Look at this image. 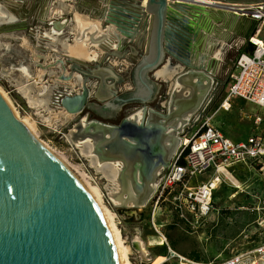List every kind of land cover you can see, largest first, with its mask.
Segmentation results:
<instances>
[{"label":"water","instance_id":"1","mask_svg":"<svg viewBox=\"0 0 264 264\" xmlns=\"http://www.w3.org/2000/svg\"><path fill=\"white\" fill-rule=\"evenodd\" d=\"M138 7L139 13L132 14L112 4L105 23L129 38L137 23L144 19L142 25L147 26L146 20L151 17L147 54L137 67L139 80L170 63L172 69L185 72L175 75V81L188 74L189 78H200L201 84L203 79L211 83V78L192 65L190 24L202 14L208 16L207 9L213 5L192 0H138ZM152 52L155 59L151 61ZM198 96L189 92L186 98L191 104L173 113L167 111L164 118L170 121L197 108L202 99ZM171 99L168 97L169 103ZM4 101L0 96V264H118L106 225L89 194L30 139ZM60 104L70 115H78L86 104V95H66ZM114 128L100 149L104 154L131 160L133 169L139 168L150 181L156 167L167 163L162 142L166 127L157 123L138 125L126 119ZM261 258L258 264H264V256Z\"/></svg>","mask_w":264,"mask_h":264},{"label":"rangeland","instance_id":"2","mask_svg":"<svg viewBox=\"0 0 264 264\" xmlns=\"http://www.w3.org/2000/svg\"><path fill=\"white\" fill-rule=\"evenodd\" d=\"M0 3L7 5L17 18L14 23L0 26V88L5 92L15 112L20 117L18 119L39 140L47 144L61 159L67 162L87 184L99 189L102 195V204L113 214L115 226L119 230L125 246L130 249L128 255L130 262L132 264H180L182 258L192 264L216 262V253L210 252V245L214 244V241L209 233L201 234L200 231L192 233L178 222L173 213L165 210L164 207L158 212L156 218L158 233L151 222V200L145 208L141 209L116 206L110 199V193L113 190L112 183L101 172H97L91 160L82 154L81 149L68 140L70 131L74 126L79 124L80 120L86 118L80 119L79 116L74 115L73 119L67 123L57 122L53 118L54 113L61 111L58 109L60 107L55 105L56 99L66 90L69 91L67 89L69 86L65 84L66 81L62 77L79 74L74 71L77 66L84 71H89V69L98 65L105 67L108 64L109 57L102 58L99 61L100 63L74 61L66 55L61 44H58L55 47L56 50H53L52 43L44 38V35L52 30V25L50 26L48 21L42 20L43 22H41L40 14L37 11L27 12L26 20H23V13L18 9L17 4L11 5L8 0H0ZM79 9L82 12V7H79ZM70 29L71 27L66 28V34L61 37L62 39L68 38V41L73 39ZM24 40H27L32 48L25 46ZM249 47L250 45L247 44V49H245L248 50ZM109 49L110 43L108 42L106 50ZM125 49L124 46L122 50ZM226 49L227 54L223 58V62L219 63L217 67L216 63H214L215 66L213 64L214 74L217 72V75L214 78L213 88L209 93L200 120L197 119L191 125L192 130L196 132L203 122L210 121L213 126L215 125L216 128L222 130L230 138L241 141L255 132L252 121L255 115L260 114V109L244 100H233L231 109L228 111L222 108V104L229 93L230 74L236 69L238 56L234 48H230L229 45ZM121 67L114 68L115 72H121ZM25 68L28 70H24ZM39 70H45L47 73L42 81L35 83ZM128 73L127 75L124 74V77L128 76ZM29 74L35 80L29 79ZM89 80H92L91 83H95L94 79ZM73 82L76 86L80 85L75 77ZM44 85L56 86L51 97L52 103L48 106H43L39 102L41 100L39 90ZM70 87L72 90H78L77 87H72V85ZM164 101L166 99H163ZM198 114L196 117H198ZM96 150H98L97 147ZM229 174L225 178L223 177V183L216 191L214 200L216 206L227 214L226 216H232L233 220L229 225L225 216L224 220L220 222L217 231L223 234V244L220 242L216 244H218V249L221 250L226 247L224 244L227 242L232 244L236 250L225 252L224 259L221 261L240 254L253 257L255 255L254 251L258 248L257 246L264 241V239H261L263 241L257 240L255 237L254 240H246V243L242 242L243 232L258 227L262 220L256 216L246 218L244 217L245 212L240 210L242 206H247L249 203L248 192L251 188L257 187L256 191H258L259 197L264 196V184L260 182L264 181V176L257 170L252 173L243 166L230 167ZM126 176L127 181L132 182L131 173H127ZM90 177L93 181H90ZM233 185L238 187L240 185V190ZM254 189L253 192H255ZM252 195H255V193H252ZM249 206L256 209L262 208L263 205L250 204ZM130 211L134 213L131 215L129 214ZM259 213L264 214V210L260 209ZM138 238L139 241L137 242ZM169 249L174 251L176 256L172 255Z\"/></svg>","mask_w":264,"mask_h":264},{"label":"crops","instance_id":"3","mask_svg":"<svg viewBox=\"0 0 264 264\" xmlns=\"http://www.w3.org/2000/svg\"><path fill=\"white\" fill-rule=\"evenodd\" d=\"M11 2V5L17 4L18 9L23 13V20H26V16L28 15L27 12H30L31 10H35L40 14L41 22L48 21L49 25H52V22L55 20H66L68 21V25L66 28H73L76 24V18L75 13H80L86 17H88L90 20H97L102 28H107V25L105 24L106 15L109 12L110 6L112 4L122 7L123 9H126L127 11H130L129 13L135 14L139 13V7H138V0H8ZM59 1H63L66 3L67 6H70L71 10L70 12L63 13L62 15L58 14L56 11H54L55 5L59 4ZM210 1L213 4V7L208 10V16L201 15L200 18H196L195 22H192L191 25V60L193 64L199 69L200 72L207 75V77L211 78V84L210 89L207 92V95L204 98V102L201 108V113L204 111L206 106V101L209 96L210 91L212 90V84L214 83V78L217 75L214 74L213 64L216 63V67L218 64L222 63L223 58L227 54V46L229 45L230 48H234L235 52L239 55L245 51L246 45H247V39L252 33V29L254 28V23L251 21V19L243 17L240 14L239 8L245 5H248L250 3H255L258 1L263 0H206ZM81 4L82 6H80ZM238 6V7H237ZM240 6V7H239ZM8 7V6H7ZM79 7H82V12L79 11ZM84 7V8H83ZM235 7L237 9H235ZM9 8V7H8ZM235 9L236 11H231V9ZM238 14V15H237ZM43 20V21H42ZM147 26H143L144 19L140 21L139 23L134 26V30L132 31V36L127 38L123 34H121L116 27H111V29H114V34L119 36L121 38V45L120 48L112 47L113 42H118L116 39H111L109 41L110 43V49L107 51L105 50L103 52L102 58L109 57L108 64L104 66H97L95 68L89 69L91 73H96V80L94 84H97L100 87L101 94H98L99 92L96 91V94L99 96V98L105 102V105H109V100L112 98V91H115L119 95H123L126 92L133 89L132 85V77L135 74L136 80H137V86H140L137 92H140L141 97H146L151 100L152 106H149L148 110V117L150 114V111H153L154 113L158 114L159 116H166V113L168 111V108H166L169 104V100L167 101L168 97H171V91H172V82L171 79L165 80L157 76L158 73L164 70H172V67H170V63L162 64L159 66L158 69L155 71L148 72L147 75L143 79V83L139 80L137 73V67L139 66L140 62L142 61V56L147 54V47L149 44V37H150V28L152 26V19L151 17L148 18ZM51 22V24H50ZM143 24V25H142ZM66 28L64 33L60 35H56L57 39L59 41H63L61 37L66 34ZM70 29V34L71 33ZM116 31V32H115ZM118 32V33H117ZM197 37H196V36ZM61 36V37H60ZM73 37V34H72ZM68 39V38H67ZM113 41V42H112ZM225 44V45H224ZM224 45V46H223ZM126 47L123 51L122 49ZM246 48V49H245ZM249 50V48H248ZM216 54H219L220 59H217ZM151 61L155 59V53L149 54ZM113 59V60H112ZM119 62H118V61ZM135 61V62H134ZM100 63V62H98ZM134 63V64H133ZM122 66L121 72L116 73L114 68ZM215 66V64H214ZM124 70V71H123ZM183 70V69H182ZM202 70V71H201ZM129 72V73H128ZM236 72V69L234 72L230 74L232 77V74ZM128 76L124 77V74ZM185 72H181V75H183ZM72 77H75L74 75H70ZM230 77V81H231ZM76 78V77H75ZM128 81V82H127ZM81 86V81L78 80ZM66 85H72V87H77L76 85H73V82L69 81V83H65ZM103 85V86H102ZM229 88V87H228ZM96 90V89H95ZM99 90V91H100ZM173 92V91H172ZM137 94V93H136ZM186 98V93H183V98ZM163 99H166V101L163 102ZM182 99V97H181ZM234 100H241V99H234ZM108 101V102H107ZM233 101V100H232ZM231 101V102H232ZM245 101V100H244ZM231 102L230 105L225 107H222L224 110L228 111L231 109ZM247 102V101H246ZM252 104V103H250ZM253 106L260 109V114L255 115L253 118V127L255 128L256 133H261L264 131V110L260 107L252 104ZM201 116V114H198V117ZM198 117H196L193 122L192 120L187 123V125L182 129V132L178 135L179 139L181 140V135H193L195 131L192 130V125L190 123H194L197 121ZM86 118V117H85ZM257 118L261 119V125L259 129L255 126V121ZM88 120V118H86ZM81 121V120H80ZM90 121V120H89ZM159 123H164L162 120L158 121ZM219 129V128H218ZM220 130V129H219ZM192 131V133H190ZM230 141L232 140L235 143H242L247 142V140L252 136H248L246 139L237 141L233 138H230L227 134H225L222 130H220ZM179 140V146L177 151L175 152L172 161L176 155V153L179 150V147L182 143V140ZM242 167V166H239ZM246 169V168H245ZM248 169L253 173L255 170H257L256 167L251 166L248 167ZM211 171L195 177L192 179V184L196 185L205 181H208L212 176ZM264 184V181H260ZM240 185L238 190H240ZM255 188V189H254ZM253 189L255 192H253ZM257 190V187H253L248 192V198L249 203L247 206H242L240 210L244 211L245 215L244 217L248 218V216H256L260 220H264V214L259 213L260 209L264 210V196L261 195L259 197V193ZM241 192V191H240ZM216 193V192H215ZM252 193H255V195H258V198L255 197V195H252ZM215 196V195H214ZM233 199V197H232ZM214 203V210L211 213V215L207 218V221H205L202 229L199 233H209L211 238L214 241V244L212 243L210 245V252L213 251L216 253V262H210L208 264H224L227 261L234 259L240 255H233L229 259L225 261H221L224 259V253L227 251L233 252L236 250L232 246V244H229L225 242V248L219 250L218 249V242L222 243L223 240V234L219 233L220 231H217V228L222 220H224V217L227 215L224 212L221 211L216 206V202L213 199ZM250 204H256V205H263L262 208H252L249 206ZM124 208V207H120ZM258 211V212H257ZM216 213V214H215ZM227 224L232 223V216H226ZM229 224V225H230ZM253 230H248L243 232L244 238L242 239L243 243H246V240H254L255 237L257 240L264 239V223H259L258 227L252 228ZM242 234V235H243ZM263 241V240H261ZM264 246V241L261 242L260 245L257 247ZM229 248V250H228ZM244 249V248H243ZM244 257H246L244 255ZM252 261V259H247L245 261ZM260 260V259H259ZM259 260L254 259L253 261L257 262ZM182 263V262H181ZM180 263V264H181ZM201 264V263H196Z\"/></svg>","mask_w":264,"mask_h":264},{"label":"bare ground","instance_id":"4","mask_svg":"<svg viewBox=\"0 0 264 264\" xmlns=\"http://www.w3.org/2000/svg\"><path fill=\"white\" fill-rule=\"evenodd\" d=\"M207 2L211 3L210 1ZM70 8L71 7L67 6L66 3H64L63 1H59V4L55 5L54 7V11L62 15L63 13L66 12L69 13L71 10ZM235 9L237 8L235 7ZM75 18H76V24L71 29V33L73 34L72 37L73 39L71 41H68V39H64L61 42L59 41V39H57L58 35L64 33L65 28L68 25V21L58 19L52 22V30L50 32H47L44 35V38H46L48 41H50V43H52L54 48L53 50H56L55 47L58 44H61L63 46L66 55L69 58L73 59L74 61L82 62V63H98L102 59L103 52L106 50V45L111 39L118 40V42L112 41L113 42L112 47L120 48L121 38L116 34H114V29H111V27L114 26L110 25L107 28L106 27L102 28L101 24L97 20H90L88 17L80 13H75ZM16 21L17 18L10 10V8H8L7 5L5 6L4 4L0 3V26L3 24L14 23ZM24 43L25 46H27L28 48H32L27 40H24ZM216 57L217 59H220L219 54H216ZM192 65L196 70L199 71V69L193 64V62ZM24 70L27 71L28 69L25 68ZM46 73L47 72H45V70H39L38 74L36 75V80L33 79V77L30 76V74H29V79L35 80V83H39V81L43 80V77L45 76ZM175 75L180 76L181 75L180 70L177 69L164 70L157 74V76L162 79L165 80L171 79V81H173V86H172L173 92L171 91L172 99L170 100V103L166 107L168 108V111L172 113L175 112L176 109L178 111L181 108L188 106V104H191V102L187 100L188 98L185 97L183 98V93H186L187 96L189 92H192L193 96L194 93H196V95H199L198 97H202L206 93V89L208 90L210 89L209 85L211 84L204 79H203V83L201 84L200 78L192 79L189 78V76H187L188 74L182 76L181 78H178L175 81L176 78ZM75 77L79 81H81V83H84L80 74H75ZM188 84L191 87H189ZM73 85H75L74 82ZM192 87L194 89H192ZM54 89H56V86L50 87L44 85L40 87L39 97L41 98V100L39 102L41 105L48 106L50 103H52L51 97ZM0 96L2 97L3 100H5L4 102L7 104V107L11 110L15 118L17 119L20 118L18 114L15 112L11 102L7 98V95L1 88H0ZM204 98L205 96L202 97L203 100L201 99V102H199V104L197 103L196 106L197 108H193L192 110L182 114L181 116L176 117L177 119L172 120L168 124V126L167 124L164 123L161 124L158 122L159 120H162L163 122L166 123V121L168 120L164 118L165 116H159L153 111H150V114L156 116L157 118L156 122H153L151 124L157 123L160 125H164L167 129L166 134H164L163 136L164 139L162 141L163 146L165 148V154L167 157L172 158L174 156L179 146L180 139L178 135L182 132V129H184L187 123H189L202 108ZM59 110H61L59 113H54V114L52 113L55 121L57 122L63 121V123H67L71 121V119H73L74 117L73 114L70 115V113L66 112L64 109H59ZM144 116H145L144 110H140L131 116V120H132L131 122L134 123L133 121H135L137 123H141L144 119ZM89 125L90 124L86 119L81 120V122L75 125L74 128L70 131L68 140H70V142L73 143L77 148L81 149L82 154L91 160V163L93 167L97 170V172L99 173L101 172L112 183L113 190L110 193V199L114 204H116V206L119 207L123 206L128 209L145 208L147 206V203H149L150 200L152 199L153 194L157 187V183L155 184V180L153 179L154 175L150 181L149 180L147 181L140 172L139 168L133 169L134 164L132 163L131 160H125L124 158L120 157V155H109L103 153V150H101L99 146L104 141L110 139L112 131L115 130L113 126L110 125L108 126L102 123H98L96 121L93 122L92 125H90L91 129ZM23 126L26 128L30 139L34 143H36L41 148V150H44L46 154H48L49 156L53 157L56 161H58V163L62 166V168L67 169L72 174V176L78 181V183L84 188V190L89 194L90 198L93 200V203L97 207L106 225L108 234L110 236L116 254V259L118 264H132L128 256L130 249L125 246L122 236L119 230L117 229V227L115 226L113 214L108 209H106V207L102 204V195L99 189L87 184L85 180L81 176H79L77 172L67 162L61 159L55 151H53L47 144L39 140L38 137H36L26 125L23 124ZM101 132H106V134H108V137L104 136ZM181 140L182 142L184 141L183 139ZM95 146L97 147L98 150H96ZM97 151L100 153H98ZM105 157L110 160L106 159ZM128 171L131 173L132 182H129V180L127 181L126 174L129 173ZM159 171L160 169L157 171V173ZM135 184L138 185V187L140 186V189H138V187L135 188ZM133 213L134 212L132 211L129 212V214L131 215ZM136 241L138 242L139 238ZM247 259H252V261L250 260L245 261ZM254 259L261 260L262 258L258 257L257 255L255 257H244L238 264H258V261L257 262L253 261ZM181 264H192V263L182 258Z\"/></svg>","mask_w":264,"mask_h":264},{"label":"built area","instance_id":"5","mask_svg":"<svg viewBox=\"0 0 264 264\" xmlns=\"http://www.w3.org/2000/svg\"><path fill=\"white\" fill-rule=\"evenodd\" d=\"M192 1L214 4L206 0ZM239 11L243 17L251 19L254 28L247 39L249 50L237 58L236 72L232 74L229 93L222 107L226 108L234 99H241L264 110V0L242 6ZM260 125L261 119L257 118L256 128L259 129ZM183 140L169 167L158 177L150 202L151 222L158 233L156 218L163 207L173 213L185 228L198 233L214 210L215 192L222 185L223 177L230 175V167L254 166L264 176V131L252 135L247 142L235 143L210 121H205L193 135L185 134ZM209 171L213 173L208 181L192 184L193 178ZM169 252L176 256L171 249ZM254 254L253 257H263L264 246L258 247ZM243 258L238 256L224 264H238Z\"/></svg>","mask_w":264,"mask_h":264},{"label":"flooded vegetation","instance_id":"6","mask_svg":"<svg viewBox=\"0 0 264 264\" xmlns=\"http://www.w3.org/2000/svg\"><path fill=\"white\" fill-rule=\"evenodd\" d=\"M74 71L80 74L84 83H81V86H77L78 90L76 89L72 90L70 85H68L69 87H67V89H69V91L66 90L64 93L60 94L59 97L56 99L55 105L60 107L58 109H62L60 103L64 96L66 95L73 96V95L84 93L86 95V104L84 108L82 109V111L77 116H79L80 119H83L85 117L88 118L87 121L90 125H92L93 122L96 121L98 123H102L108 126L110 125L113 127H117L121 125L126 119H129L130 121H132L131 116L140 110H144L145 116H144L143 121L141 123H137L135 121L133 122H135L138 125H146L147 120H148V123L156 122L157 120L156 116L149 114V117H148L147 115L149 106L150 105L152 106L151 100L148 98V96L146 97L136 96L137 80H136L135 74L131 78L133 89H131L130 91L126 92L123 95H119L115 91H112V98L109 100L110 104L105 105L106 101L103 102L99 98V96L96 94V91L99 92L98 94H101L102 90H100V87L97 84L91 83L92 80H89V79L96 80V75L98 74V72H96L97 73L96 74V73H91L90 70L84 71V70L79 69L78 66L76 67V69L74 68ZM62 79L66 82H69L73 80V77L64 76L62 77ZM175 111H177V109ZM174 119L176 120L177 118H174ZM172 120L166 121V123L164 122V124H167L168 126V124ZM101 133L104 136L108 137V134H106V132H101ZM172 158L167 157L166 158L167 163L160 164L155 169L154 174H153L154 175L153 179L155 180V184L157 183L158 177L160 176L162 171H164L166 164L167 165L171 164ZM159 169L160 171L157 173Z\"/></svg>","mask_w":264,"mask_h":264}]
</instances>
